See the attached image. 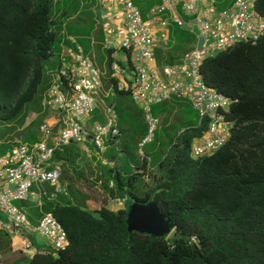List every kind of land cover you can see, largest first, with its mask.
<instances>
[{
    "label": "trees",
    "instance_id": "16d2710c",
    "mask_svg": "<svg viewBox=\"0 0 264 264\" xmlns=\"http://www.w3.org/2000/svg\"><path fill=\"white\" fill-rule=\"evenodd\" d=\"M159 1L133 0L143 18ZM86 2L0 0L1 121L16 119L41 91L54 42L62 31L73 35L75 23H66L68 13L77 12ZM254 9L264 17V0H256ZM188 33L175 29L167 45ZM106 53L109 57L110 51ZM199 72L208 86L232 100L225 111V118L232 121L228 139L200 158L190 156L189 146L204 132L206 122L183 116L178 132L169 137L171 127L164 126V136L156 133L143 145L148 159L137 160L134 149L146 132L141 109L127 91L115 88L112 78L105 97V106L115 111L113 127L124 135L122 140L106 138L107 146L96 163L97 179L104 181L110 199L126 202L129 197V204L152 200L174 224L167 238L128 232L125 219L130 205L116 208L107 205L105 197L102 205L90 210L49 200L43 190L44 203L34 213L50 212L64 229L68 245L28 257L22 249L12 248L4 232L0 260L6 263L11 258L12 264H264V34L254 43H237L205 59ZM183 104L175 99L158 102L151 105V114L159 122L170 108ZM91 118L92 123L105 122L96 107ZM38 137L32 134L23 142L33 143ZM12 146L0 143V155ZM80 156L77 143L70 142L56 148L52 159L77 167ZM152 169L158 172L157 182L140 194L139 181Z\"/></svg>",
    "mask_w": 264,
    "mask_h": 264
},
{
    "label": "built area",
    "instance_id": "2783aa9c",
    "mask_svg": "<svg viewBox=\"0 0 264 264\" xmlns=\"http://www.w3.org/2000/svg\"><path fill=\"white\" fill-rule=\"evenodd\" d=\"M96 1L101 6L106 3ZM118 1L124 19L116 28L119 42L110 52L107 66L115 88L127 91L142 111L146 132L137 144L139 157L148 159L142 148L153 140L158 124L151 105L170 99L188 104L196 112L198 123L206 122L204 132L190 143V156L196 159L213 153L230 135L232 121L225 118V111L232 100L204 82L199 66L220 51L241 42L254 43L264 34V17L254 9L256 0H233L222 10H216L215 0H160L148 10L146 18L132 0ZM177 6L192 16L190 22L176 13ZM165 10L169 12L162 17ZM169 25L190 32L195 27L200 41L174 62L158 65L152 49L153 30ZM117 51L124 53L123 59L117 57ZM100 88L99 66L88 56L77 54L73 62H60L55 81L46 88L43 98L48 107L58 112L56 126L42 124L35 142L14 144L0 155V209L7 218L0 219V230L13 236L38 232L53 250L68 245L64 229L50 212H42L33 224L13 202L26 201L31 187L37 184L47 183L58 191L62 168L52 159L56 148L70 142L90 143L100 153L108 136L119 137L113 127L112 107L106 108L108 119L104 123H85L96 107L95 94ZM29 246V242L24 244V248Z\"/></svg>",
    "mask_w": 264,
    "mask_h": 264
},
{
    "label": "rangeland",
    "instance_id": "374dc122",
    "mask_svg": "<svg viewBox=\"0 0 264 264\" xmlns=\"http://www.w3.org/2000/svg\"><path fill=\"white\" fill-rule=\"evenodd\" d=\"M73 0H60V5H65L71 3ZM86 3L81 4L83 6L82 8H78L80 11L77 12L72 10L68 13V19L66 20V23H73L75 20H79V23H76L74 26L71 27L73 35L76 37H88L89 33L92 28H94L95 25L101 22V8H98L97 4H94L92 0H86ZM96 1V0H95ZM225 2H228L230 0H224ZM232 1V0H231ZM216 2H221V0H216ZM104 6H107V3H104ZM218 6V5H217ZM220 8V7H218ZM77 9V10H78ZM78 26V27H75ZM81 41V44L85 48H89V42L88 40L79 39ZM194 44V39L192 35H186L185 39L182 40L179 44L175 46H171L168 49H159L157 52V59L159 61L164 62H170L177 60L180 55L185 53L187 50H189L190 47ZM56 45V42H54L53 47ZM91 57L93 58L94 53H90ZM120 55H123V52H121ZM95 60L97 61V65L99 66L100 70V77H101V88L98 90V92L95 94V106L98 109V112L100 116L103 118L104 121L108 119L107 112H106V104H105V97L107 92H109L108 87L110 85L109 81V71L107 63L104 60L103 55H98L97 58L95 57ZM46 73V70H45ZM49 87V86H48ZM45 92V91H44ZM44 93L39 91L34 96V98L29 101L23 110H21L19 116L12 120V121H1L0 120V143H7V144H18V143H24L23 138L30 136L34 134L35 136H40V130L39 127L47 122V119L53 115L54 110L51 107H48L44 103ZM181 110L178 111V109ZM172 109V108H170ZM167 111L164 118L158 122L156 129L154 131V135L157 133L159 137L164 136L166 130L163 129L164 126L168 125L171 127L170 132L167 134L169 137H172L171 135L175 132H178L182 127V117L184 116L185 119L189 120H197V114L188 104L183 105H176L174 109ZM91 114L85 118V123L87 125H90L92 122ZM49 125V124H48ZM117 129V128H116ZM120 133L119 138L120 140L123 139V130L117 129ZM174 135V134H173ZM154 138V137H153ZM148 144V143H147ZM84 146L87 147V149H84ZM106 142L104 143V148H106ZM90 146L87 145H81L77 144L78 151L80 152L81 156L78 160L77 167L70 166L61 163L62 173L60 177V183H59V189L58 191L55 190L54 187H50L49 184L43 183V184H37L36 186H33L30 191L33 192V194H36L37 192L41 193V191L45 190L49 193L53 192L55 194V198L58 199V201L63 202L64 198H66L69 203L75 204L81 208L85 209H96L100 205L103 204L104 198L107 196L106 193L103 190V182L99 179H97L98 173L100 169L98 168V165L96 164L99 161V152L96 155H93L94 158L92 161H89L88 157V149ZM118 148H124L122 144L118 145ZM144 148H147L144 147ZM142 148V151L145 152V149ZM2 148H0L1 150ZM86 150V151H85ZM135 157L137 160H139L138 155V147L134 149ZM159 175L156 169L152 170H146V173L141 181H139V187L138 191L140 194L144 193L145 190L150 189L158 179ZM42 188V189H41ZM41 189V190H40ZM40 190V191H39ZM31 195L28 196V199H30ZM39 196H37L38 198ZM107 198V205H118L121 202H123L122 199L113 200L109 197ZM27 199V200H28ZM26 201H14L13 203L17 205L18 207L24 206ZM129 204V197L127 198V201L125 203V207H128ZM22 208V207H21ZM22 210L26 211L24 208ZM0 219L1 220H7L6 215L2 209H0ZM7 234V233H6ZM34 233H25L26 237H33L35 239L36 236L33 235ZM0 235H4V231L0 230ZM28 235V236H27ZM6 238L9 241H12L13 235H5ZM17 236V235H15ZM25 254L27 252H24ZM16 254V253H14ZM17 258V257H16ZM0 259H2V256H0ZM13 259L7 258L6 263L12 264ZM10 262V263H9ZM3 261L0 260V264H6Z\"/></svg>",
    "mask_w": 264,
    "mask_h": 264
},
{
    "label": "crops",
    "instance_id": "0c3cea01",
    "mask_svg": "<svg viewBox=\"0 0 264 264\" xmlns=\"http://www.w3.org/2000/svg\"><path fill=\"white\" fill-rule=\"evenodd\" d=\"M92 1L94 2V4H97L98 8H101V14H102L103 18L101 17L100 24L98 23L97 25L94 26V28L91 29L88 37H76L75 35H67V33H65V31L61 32V34L59 36V40L53 48L54 51H53L50 59L48 60V62L46 64V69H45L46 73L44 75L42 84L40 86L41 92L43 90V93H44L45 89L54 83L56 69L59 66L60 62H62L63 59L66 60L67 62H73L75 57L77 56V54H81L82 56H88L97 65L98 63L95 60V57L97 58L98 55L99 56L103 55L104 60L107 63V59L109 57H108L106 52L107 51L111 52L112 49H114L117 46V44L119 42V37L116 34V28L119 24H121L123 22V19H124V11H123L121 3L118 0H106L107 6H104V5L101 6L97 1H95V0H92ZM136 1H138V0H136ZM159 3H160V1H159ZM159 3H156V4H159ZM230 3H231V0L228 2L221 0V2H218V3L215 0L214 4H215L216 10H222V9L228 7L230 5ZM152 6H154V5H152ZM219 6H220V8H218ZM80 7L82 8L83 6H81V4H80L79 8ZM77 11L79 12L80 10L78 9ZM175 11L181 18H183L186 21L190 22V20L192 19V16H190L186 13H183L179 6H177L175 8ZM78 12H77V14H78ZM168 12L169 11L165 10V12H163L161 14V16L165 17L168 14ZM147 13H148V11L144 14V18H146ZM105 22H107V24H105ZM74 23L75 24L79 23V20L78 19L75 20L73 22V24ZM175 29L188 31L186 29L178 28L174 25H169L165 28H158V29L155 28L153 30L154 39H153L152 49H153V53H154L155 57H156L159 49H162V50L168 49L171 46H175V45L179 44L180 42H182V40L185 39V37H184L179 42H174L172 45L168 46L167 43L169 42L171 35ZM191 29H192L191 32L188 31L189 33L187 35L193 36V39H194V44L192 45V47H193L197 43L198 39L200 41V38L198 36L197 29L195 27H192ZM162 33H165V36H163ZM79 39L88 40L89 48L87 49L86 52L84 51L85 48L83 47V45L81 44V41ZM67 42H69L70 44L68 45ZM121 52L122 51H117V57L123 59L124 53H123V55H120ZM90 53L95 54V55H93V58L90 56L91 55ZM182 55H180L179 57H181ZM174 61H170V62H164L163 61V62H161L158 59H156V63L158 65L165 64V63H172ZM160 62H161V64H160ZM109 89H110V86L108 87V90ZM53 110H54V113H53V115H51L47 119V122L50 125L56 126L59 115L55 109H53ZM87 146H90L88 151H87V153H88L87 155L89 158H92L91 156L96 155L98 153V151L92 145H87ZM84 149H87V147L84 146ZM49 186L53 187L51 185H49ZM47 192L45 193V196H47V199L56 200L55 194L53 192H51V193H49V192L47 193ZM40 194L41 193H39V192H37L36 194H33V192L30 191V194H29V195H31L30 199H28L27 202L22 204L24 206H21L22 208H24L26 210L25 212H26L29 220L33 224L37 223V220L40 216V215H36L34 213L35 208L40 209L42 207V204L44 203V198H42L40 196ZM37 196H39V197L37 198ZM63 200H64V202L68 201L66 198H64ZM125 203H126L125 201L121 202L120 204L116 205V208H123L125 206ZM25 233L26 232L20 233L17 236H13L12 241H11V245H12V248L14 250L20 248L24 252H27L26 255L28 257L31 254H33L35 252H39V251H41V252H45V251H49V250L53 251V249L50 247V245L48 244L45 237L43 235H41L40 233L35 232L33 234L34 236H36L35 239H33V237L32 238L29 237L28 235H27L28 237H26ZM27 242L30 243V246L28 248H24V244Z\"/></svg>",
    "mask_w": 264,
    "mask_h": 264
},
{
    "label": "water",
    "instance_id": "95a60500",
    "mask_svg": "<svg viewBox=\"0 0 264 264\" xmlns=\"http://www.w3.org/2000/svg\"><path fill=\"white\" fill-rule=\"evenodd\" d=\"M125 222L128 232L134 231L152 236L167 238L174 230V224L160 213L152 200L145 203L137 201L131 203Z\"/></svg>",
    "mask_w": 264,
    "mask_h": 264
}]
</instances>
